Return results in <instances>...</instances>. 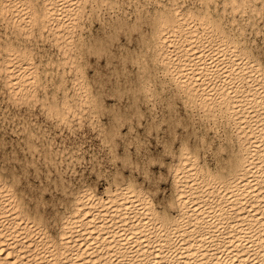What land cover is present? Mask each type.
I'll use <instances>...</instances> for the list:
<instances>
[{
	"label": "bare ground",
	"instance_id": "1",
	"mask_svg": "<svg viewBox=\"0 0 264 264\" xmlns=\"http://www.w3.org/2000/svg\"><path fill=\"white\" fill-rule=\"evenodd\" d=\"M42 2L47 8L40 18L47 29L42 39L17 36L10 51L0 46V100L35 104L41 111L50 101L56 107L47 110L62 121L56 124L60 132L86 124L101 143L110 135L101 113L114 116L129 133L145 111L150 124L160 121L157 130L180 115L178 123L192 125L193 140L175 151L162 145L171 153L166 162L171 190L156 204L151 186L117 169L101 192L80 184L71 188L62 171L80 161L79 153L62 151L69 147L62 135L37 148L29 124L18 118L15 132L27 156L23 160L14 151L2 156L0 264H264V68L253 66L251 58L246 63L225 42L212 23L215 9L202 12L199 0ZM29 7L35 12L31 0H0V24L5 30L9 23L20 25L16 32L30 27ZM53 46L58 54L45 48ZM108 95L121 106L108 107L103 101ZM177 99L182 114L179 108L173 112ZM156 101L165 106L158 118ZM218 124L225 130L218 145L209 132L199 135L198 129ZM112 133L119 135L115 128ZM204 150L214 156L213 167L201 155ZM30 169L44 179L41 186L60 190V202L51 207L59 219L56 235L43 204L37 211L29 195Z\"/></svg>",
	"mask_w": 264,
	"mask_h": 264
},
{
	"label": "snow or ice",
	"instance_id": "2",
	"mask_svg": "<svg viewBox=\"0 0 264 264\" xmlns=\"http://www.w3.org/2000/svg\"><path fill=\"white\" fill-rule=\"evenodd\" d=\"M31 3L35 7V12H33L32 7H29L28 11L33 15L25 20V23L30 27L21 28L19 32H16L15 29L20 28V25L9 23L7 30H5L4 25L0 24V46L8 45L10 51L11 45L15 42L17 36H20L26 42L42 39L41 32H46L47 29L42 27L40 18L44 17L47 8L42 0H31ZM199 3L202 12L205 10L211 12L212 9H215L212 23L216 26V30L226 37L225 42L229 44L230 48L242 54L246 63L251 58L253 66L259 63V66L264 68V0H199ZM37 47H39V44H37ZM261 75L264 76V73H261ZM29 82L36 84L35 78L30 79ZM44 105V111H41L39 107L33 108L32 105H28L23 112L17 113L21 121L29 124L30 142L36 144L37 148L41 144L46 146L57 135H61L60 130L56 128V124L62 123V121L58 116H50L47 110L49 107L55 108L56 106L47 100L44 101ZM177 108L182 114L184 107L181 106L179 99L173 105V112ZM180 120L181 116L176 115L171 120L163 122L159 133L155 128L153 129V135L159 134L162 144L171 146L173 151L178 150L181 144L188 146L187 142L193 140L192 125L190 123L187 125L178 123L177 121ZM104 123L108 133H110L106 138V142L97 141L89 147L88 140L81 138L83 133H76L73 129L74 135L64 137L69 147L62 149V151L88 153L90 159L85 163L92 168L99 166L100 168L114 170L113 163L117 167L131 166L133 169L139 168L146 186L158 183L155 176L156 167L159 166L161 159H166L171 153H165L163 148L155 147V140H153L152 159L150 160L146 154V148L142 146L147 144V133L143 129H133L129 133V129L125 127L121 131L116 118L112 115L105 116ZM159 124L160 121H157V125ZM185 127L188 128V131L184 130ZM113 128L119 131V135L112 133ZM53 129L56 130L53 131ZM177 130L179 131L177 132ZM198 131L200 136L205 135L203 130L198 129ZM101 135L103 136V133ZM173 135L176 136L175 139H173ZM208 139L211 140L212 137H208ZM195 146L199 147L198 139ZM18 167H23L22 160ZM28 175L31 177L32 172L29 171ZM0 191H5V189L0 188ZM57 191L58 189H53L51 185H48V196L45 198V189L40 186V181H36V189L29 192L35 202L36 210L40 211V205H47L49 200L55 203L54 197ZM48 215L50 217L49 228L53 229L52 234L56 235L55 229L59 226V219L52 212L50 206Z\"/></svg>",
	"mask_w": 264,
	"mask_h": 264
},
{
	"label": "rangeland",
	"instance_id": "3",
	"mask_svg": "<svg viewBox=\"0 0 264 264\" xmlns=\"http://www.w3.org/2000/svg\"><path fill=\"white\" fill-rule=\"evenodd\" d=\"M95 26V27H94ZM92 28L94 29L93 31H95V29L97 28V25H96V23H94L93 25H92ZM96 31H98L99 32V30H96ZM45 48H47V49H45L46 51H48V52H50V50H51V53L53 54L54 52H57V54L59 53V51H57V49L56 48H54V46L53 47H45ZM56 54V53H55ZM89 70L91 71L92 70V68H90L89 67ZM111 96V95H110ZM109 95H108V98H107V96H105L104 98H103V101L105 102V104L108 106V105H112L114 102V104L112 105L114 108H116V107H118V105L119 106H121V104L122 103H120V102H118V100L116 99V98H114L113 96H111L110 97ZM115 100V101H114ZM153 100V99H152ZM3 100L1 99L0 100V105L2 104V107L0 106V135L3 137V138H6V139H3L1 136H0V144H1V146H0V164H1V160L3 159V153L4 154H14V152L16 153V155L17 156H19L20 155V157H21V159H25V157L27 156V153L23 150V148H25V142H24V140L22 139V137H20L21 136V134H20V131H19V133H16L15 131H16V128H17V125H16V123H17V121H18V116L16 115L18 112L20 113V108H25V107H27V106H25V103L24 102H22V101H18V102H16V103H12V102H10V103H8V105H7V103H5L4 101L2 102ZM151 101V100H150ZM159 101V100H158ZM158 101H156L157 103H156V105H155V107L153 108L154 109V111H153V114H155V116H156V118H158L159 116H160V110H162L163 109V107H164V109H165V106L162 104V102H160L161 104H159V102ZM113 102V103H112ZM153 102H155V101H153ZM13 104H14V106L15 107H13ZM32 105V104H31ZM115 105V106H114ZM143 105V104H142ZM158 105V106H157ZM160 105V106H159ZM162 105V106H161ZM4 106V107H3ZM13 108H12V107ZM23 106V107H22ZM34 106V107H33ZM11 107V109H9ZM32 107L33 108H35V107H38L37 105L35 106V104H33L32 105ZM109 107V106H108ZM6 108V109H5ZM18 109V111L17 110H15V109ZM159 108V109H158ZM162 108V109H161ZM4 109V110H3ZM21 109V110H22ZM3 111V112H2ZM7 111V112H6ZM15 111H17V113L15 112ZM24 111V109L21 111V112H23ZM10 112V113H9ZM5 114V115H2V114ZM9 113V114H8ZM13 114V115H12ZM144 115H142V116H140V122H141V124H136L135 126H134V129H144V132L145 133H147V144L146 145H142V146H144L145 148H146V154H147V156L149 157V159L151 160L152 159V157H151V155H152V151H151V149L153 148V144H152V141L153 140H155V147H159V148H162L163 146V144H162V142H161V136L159 135V134H157V135H155V136H157V137H155L154 135H153V129L155 128L156 129V127L158 126H153L152 124H150V112L149 111H145L144 113H143ZM145 114H146V116H147V120H146V116H145ZM9 117V118H7V116ZM16 115V116H15ZM3 116H5L4 118H3ZM16 118H14V117ZM105 116H107V114L106 113H101V114H99L98 115V117L104 122V118H105ZM12 117V118H11ZM3 118V119H2ZM7 118V119H6ZM10 119V120H9ZM14 121V123H13V121ZM1 120H2V122H1ZM4 120H6V121H4ZM17 120V121H16ZM74 120V121H73ZM9 121V122H8ZM148 121V122H147ZM3 123V124H2ZM72 124L74 123H76V120L73 118L72 119V122H71ZM144 123V124H143ZM147 123H148V125H147ZM6 124L8 125V126H6ZM14 124V125H13ZM146 124V125H145ZM4 125V126H3ZM221 124H218V126L217 127H208V125H207V127H204V128H202V129H204L203 131H204V133H205V135H206V132H209L208 133V135L209 136H214L213 137V144L214 145H218V143L219 142H221V140L224 138L223 137V134H224V127L221 125ZM1 126H3V128H1ZM153 126V127H152ZM162 126H163V124H161V126H159L158 128L159 129H161L162 128ZM5 127H8V128H5ZM63 127V126H62ZM83 127H85V128H83ZM152 127V128H151ZM5 128V129H4ZM13 128H15V130L13 129ZM64 128V129H63ZM62 129H61V135L63 136V140L65 141V142H67L65 139H64V137H67V136H69V135H74L73 134V131H68V129L66 128V127H63ZM81 128H83L82 130H81ZM89 128V129H88ZM151 128V129H150ZM215 128V129H214ZM12 130V131H9V130ZM73 129H76L75 130V132L76 133H78V131H79V133H83V136H82V139H87L89 142H88V146L90 147L91 145H93V144H95L97 141H100L99 139H98V137H97V134H96V130L93 128V127H88L86 124L85 125H82L80 128H79V126H77V127H75V128H73ZM78 129V130H77ZM91 129V130H90ZM147 129V130H146ZM150 129V130H149ZM157 130V132L159 133L160 132V130ZM207 129V130H206ZM211 129H213V130H211ZM89 130V131H88ZM149 130V131H148ZM209 130V131H208ZM66 131V132H65ZM95 131V132H94ZM147 131V132H146ZM178 131V130H177ZM218 131V133H216ZM220 131H222V132H220ZM3 132V133H2ZM214 132V133H213ZM221 134H220V133ZM6 133V134H5ZM14 133V134H13ZM66 133V134H65ZM70 133V134H69ZM85 133V134H84ZM148 133H151V134H148ZM17 134V135H16ZM19 134V135H18ZM89 134H91V135H89ZM217 134V135H216ZM220 136H219V135ZM12 135V136H11ZM61 135H57L56 136V139L58 140L60 137H61ZM152 135V136H151ZM165 135H167V133H165ZM217 137H216V136ZM96 137L94 140H93V137ZM154 136V137H153ZM207 136V135H206ZM173 139H175V135H173ZM221 137V138H220ZM2 138V139H1ZM17 138V139H16ZM91 138V139H90ZM158 140H157V139ZM218 138V139H217ZM19 139V140H18ZM90 139V140H89ZM221 139V140H220ZM4 140V141H3ZM11 140V141H10ZM18 140V141H17ZM96 140V141H95ZM218 140V141H217ZM17 141V142H16ZM20 141V142H19ZM161 143H160V142ZM2 142H3V144H2ZM13 142V143H12ZM160 144H159V143ZM217 142V143H216ZM17 144V145H15V144ZM21 143V144H20ZM23 143V144H22ZM3 146V147H2ZM21 146V147H20ZM17 147V148H16ZM148 147V148H147ZM8 149V150H7ZM14 151V152H13ZM148 151H150V152H148ZM205 151H206V153H205ZM11 152V153H10ZM203 152V151H202ZM201 152V155L203 156V158L206 160V162H207V164L208 165H210V167H213V165H214V160H215V158H214V156L211 154V152L209 151V150H204V152L202 153ZM208 152V153H207ZM209 152H210V154H209ZM22 153V154H21ZM79 153V152H78ZM25 154V155H24ZM206 154V155H205ZM79 155H80V161H78V162H76L75 163V165L73 166V167H71V168H68V169H64L63 171H62V176H64L63 178H67V179H65V181H66V183L69 185V186H72L71 188H73V189H75V187L76 188H78L79 186H80V188L81 187H84L85 185H86V187H94V188H96L99 192H101V191H103V189L104 188H106L107 187V185H108V178H109V176L111 175V173L112 172H115L116 171V169L117 170H120L121 172H123V173H125V175L126 176H128V174L130 175V176H132V177H135L134 179L139 183V184H141V185H143L144 187L146 186V182H145V180L144 179H142V173H141V171H140V169L139 168H136V169H133V168H122V167H117L116 168V164L115 163H113V169H114V171L113 170H110V169H106V168H100L99 166H97L96 168H92V167H90L88 164H86L85 162L86 161H88L87 159H90V157H89V154L88 153H79ZM88 155V156H87ZM211 155V156H210ZM209 156V157H208ZM84 157H85V159H84ZM212 160H211V159ZM82 160V161H81ZM86 160V161H85ZM162 160V159H161ZM164 160H165V162H164ZM167 160H169V157H167L166 159H163L161 162H162V164L160 163L159 164V166L158 167H156L157 169V172H155V173H157V174H155V176L157 177V181H158V183H152V184H148L146 187H150L151 189H153V191H154V193H153V191L152 192H150L151 194H152V198H153V200H154V202H156V204H157V202H159L161 199H163V197H165L166 195H168L169 194V191H168V189H170L171 190V186H170V179H169V176L167 175V171H166V162H167ZM208 160V161H207ZM211 162H213V163H211ZM83 163V164H82ZM211 163V164H210ZM78 164V165H77ZM153 166H155V165H153ZM78 167V168H77ZM84 167H86V168H84ZM75 168H76V170H75ZM119 168V169H118ZM39 169H41L40 171L41 172H43L42 170H44L43 168H41L40 167V165H39ZM72 169H74L73 171H72ZM82 170V171H80V170ZM89 169V170H88ZM104 169V170H103ZM162 169H163V171H162ZM32 169H30L29 171H31ZM103 170V171H102ZM109 170V171H108ZM161 170V171H160ZM29 171H28V173H29ZM66 171V172H65ZM77 171V172H76ZM98 171L99 172H101V174H100V177L98 176L99 174H97L98 173ZM128 171V172H127ZM131 171V172H130ZM165 171V172H164ZM32 172V175H31V177H29V175H28V173H27V179H28V181H29V183H30V185L32 186V188L33 189H31V191H34L35 189H36V181H40V186H41V184H44L45 182H44V179L43 178H40V177H36V174H34L33 173V171H31ZM87 174H86V173ZM103 172V173H102ZM160 172V173H159ZM81 173H82V175H81ZM109 173V174H108ZM51 174H53V173H51ZM133 174H135L134 176H133ZM137 174V175H136ZM166 174V175H165ZM105 175L106 176H108V177H106L105 178ZM40 176H42V175H40ZM85 176H87V177H85ZM159 177H162L163 179V181L159 178ZM168 177V178H167ZM77 178V179H76ZM97 178V179H96ZM84 179V180H83ZM90 179H91V182H89L90 181ZM106 179V180H105ZM160 179V180H159ZM165 179V180H164ZM72 180V183L70 182ZM76 180V181H75ZM82 180V181H81ZM105 181V183H104V181ZM33 181V182H32ZM80 181V183H78ZM87 181V182H86ZM144 181V182H143ZM32 183V184H31ZM102 183V184H101ZM35 184V185H34ZM80 184V185H79ZM82 184V185H81ZM77 185V186H76ZM79 185V186H78ZM90 185H92V186H90ZM105 185H106V187H105ZM162 185V186H161ZM165 185V186H164ZM168 185V186H167ZM41 187H43V188H45V198H47V196H48V186H47V188H46V185L45 186H41ZM51 187L53 188V189H55V187L53 186V185H51ZM101 187V188H100ZM162 187H163V189H162ZM166 187V188H165ZM156 188H157V190H156ZM158 188H159V192H158ZM165 188V189H164ZM155 189V190H154ZM156 191V192H155ZM164 191V192H163ZM168 191V192H167ZM26 192H28V190H26ZM59 194H60V190H58L56 193H55V203H52V201L51 200H49L48 201V204L47 205H45V204H43V207H44V209H45V211L46 212H49V206L50 207H52V204H57L58 202H60V196H59ZM161 195V196H160ZM58 199V200H57ZM158 199H160V200H158ZM158 200V201H157ZM58 205V204H57ZM57 207V206H56Z\"/></svg>",
	"mask_w": 264,
	"mask_h": 264
}]
</instances>
